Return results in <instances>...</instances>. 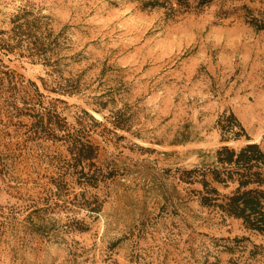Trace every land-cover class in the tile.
Returning <instances> with one entry per match:
<instances>
[{
	"label": "rangeland",
	"instance_id": "obj_1",
	"mask_svg": "<svg viewBox=\"0 0 264 264\" xmlns=\"http://www.w3.org/2000/svg\"><path fill=\"white\" fill-rule=\"evenodd\" d=\"M166 1L0 0V264H264V235L182 174L264 150V0Z\"/></svg>",
	"mask_w": 264,
	"mask_h": 264
},
{
	"label": "trees",
	"instance_id": "obj_2",
	"mask_svg": "<svg viewBox=\"0 0 264 264\" xmlns=\"http://www.w3.org/2000/svg\"><path fill=\"white\" fill-rule=\"evenodd\" d=\"M141 1L148 6L161 4L166 6L167 4L166 0ZM210 1L212 0H197L198 4ZM176 4L179 7H188L189 1L176 0ZM23 27L24 24H16L12 30L21 34ZM1 72H3V75L0 76V80H6L12 84L14 75L7 70ZM231 116L235 118L233 114ZM112 123L115 126L121 125V120H118V112L114 113ZM62 125L65 124L53 121L52 118L46 117L44 113V130L52 128L63 130L65 128ZM221 128L222 132L227 134V136H222L221 139L223 140H227L229 137L238 139L241 132H244V128L239 122L222 125ZM56 137L65 140L70 138L69 146L75 162L89 160L88 165L94 164L92 159L96 157L95 150L97 149L94 145L82 142L69 131ZM196 173L200 176L198 182L202 186L201 190H198L201 193L199 200L201 206L217 208L229 216L240 219L246 228L264 235V150L258 143L248 141L239 148L223 144L215 150L211 166L203 169H184L182 171L187 182H194L193 177ZM107 174H114L113 170H108ZM89 177L95 178L93 174ZM211 183L229 190L222 193L217 186L210 185Z\"/></svg>",
	"mask_w": 264,
	"mask_h": 264
},
{
	"label": "bare ground",
	"instance_id": "obj_3",
	"mask_svg": "<svg viewBox=\"0 0 264 264\" xmlns=\"http://www.w3.org/2000/svg\"><path fill=\"white\" fill-rule=\"evenodd\" d=\"M93 114H94L95 116H97L96 113L93 112Z\"/></svg>",
	"mask_w": 264,
	"mask_h": 264
}]
</instances>
